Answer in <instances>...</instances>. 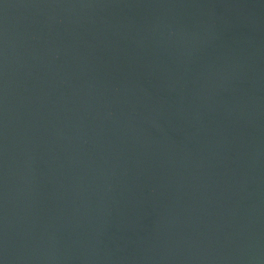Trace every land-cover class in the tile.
<instances>
[{"label":"water","instance_id":"95a60500","mask_svg":"<svg viewBox=\"0 0 264 264\" xmlns=\"http://www.w3.org/2000/svg\"><path fill=\"white\" fill-rule=\"evenodd\" d=\"M0 264H264V0H0Z\"/></svg>","mask_w":264,"mask_h":264}]
</instances>
